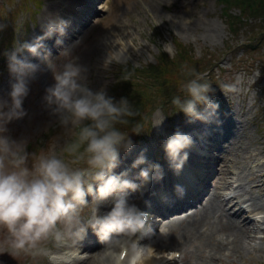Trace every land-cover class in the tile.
I'll return each mask as SVG.
<instances>
[{
    "label": "rangeland",
    "instance_id": "obj_1",
    "mask_svg": "<svg viewBox=\"0 0 264 264\" xmlns=\"http://www.w3.org/2000/svg\"><path fill=\"white\" fill-rule=\"evenodd\" d=\"M77 2L78 0H0V41L5 42L2 43L3 46H8L6 49L0 48V52L4 54L0 58L3 67V74H0V102L7 104L3 111L7 112L11 106L10 92L12 84L16 82L9 71L7 54L24 43L34 44L37 38L46 37L40 41L43 46L38 49L37 55L27 50L17 54L18 59L36 65L37 70L26 79L28 94L22 104L26 115L5 124L6 131L3 135L13 141H27V152L30 154H50L53 151L59 153L64 141L69 139V134L59 126L57 117L52 115L44 97L46 90L55 84V74L63 71L64 65L73 63L80 67L83 83L94 92L104 89L108 96L116 100L119 95L114 90L119 94L123 92L120 84L122 79L128 80L130 75H135L131 80L143 87L149 78L148 83L153 79L150 75H140L141 69L150 65L158 66L162 60L178 57L181 47L191 48L195 57L204 58L212 67V72L208 69V73L211 72L209 75H199L203 77L202 82L211 85L209 95L219 105L212 122L205 124L197 120L189 124L188 117L179 112L178 108L166 106L167 103L171 104L170 97L173 95H179L182 100L187 97L184 85L196 75H176L179 85L176 87L175 83L168 84L160 92V86L153 83L152 94L143 101L147 104L145 112H149L147 119L141 121L143 131L137 135L130 131L128 125L122 126L121 130L129 134L133 146L130 150H121L119 163L110 174L127 172L126 178L139 186L142 184L138 178L139 172L155 164L156 155L162 154V179L167 172L170 175L167 181L173 179L176 185H182L186 191L188 183L193 179V172L187 166L179 175L168 169V160L165 162L167 138L177 129L193 135L194 145L186 150L188 165H193L194 160L203 164L206 155L202 154V148L206 143H213L215 153L223 162L214 164L215 158L212 157L207 159V163L215 165V172L221 170L225 174L210 179L205 196H223L220 200L224 202V208L220 213L226 217L225 220H237L239 228L232 233L224 228L220 219H207L204 222L206 226L200 229V242L205 243L202 250L195 248L199 246V239L196 243H188L183 247L185 251L178 249L179 253L177 250L175 264H264V209L256 212L253 207V204L264 207V90L256 84L258 81L260 87L263 86L261 82L264 81V71L257 69L248 73L243 68L245 64L241 60L247 57L239 44L248 40L244 34V26L239 27L237 35L230 31L219 0H95V14L92 15L91 9H88L86 22L79 17L81 10L77 7ZM230 12L235 16L240 15L236 8ZM61 19L67 21L64 34L53 31L51 36H46L49 21ZM249 23L253 24L254 21L249 20ZM71 33L73 36L69 38ZM254 51L252 56L257 60L256 64H264V47ZM237 61L241 64L238 65ZM198 110L203 111V106H198ZM162 120V125L155 127ZM142 152L147 163L143 167L133 168L132 164ZM195 153L197 157H193ZM154 180L156 179L152 182ZM147 190L146 187L138 188L124 194L130 203L140 206V195L145 193L146 197ZM155 191L154 197H159L158 201L160 198L166 200L160 205L163 209L166 208L170 198L164 187H156ZM164 194L167 198L162 196ZM86 199L89 205L80 213L83 220L90 218L95 210L93 197L90 195ZM112 199L113 197H109L108 201L98 206V215L111 210ZM245 199L250 201L245 203ZM239 210L245 212L238 216L236 212ZM158 214L157 210L150 214L151 222L147 221V231L153 230V233L151 238L143 240L145 248L140 250L139 255L146 250L147 243L161 238L164 229L168 235H180L191 221V218L184 221L185 217H181L177 223L165 225ZM222 214L219 215L223 217ZM154 222L155 227L152 226ZM199 225H196L195 233ZM237 234H241L239 249L232 242ZM6 235V232L0 231V241L5 240ZM99 242L98 236L89 228L77 244L60 248L49 244L50 253L46 257L33 260L30 256L21 255L13 258L5 252L0 254V264H67L63 253L75 250H81L82 253L78 252V255L85 258L73 264H111L101 253L105 246L98 245ZM60 255L62 261L58 260ZM124 258L119 264H129V259L124 261ZM168 258L173 256L170 254Z\"/></svg>",
    "mask_w": 264,
    "mask_h": 264
},
{
    "label": "clouds",
    "instance_id": "obj_2",
    "mask_svg": "<svg viewBox=\"0 0 264 264\" xmlns=\"http://www.w3.org/2000/svg\"><path fill=\"white\" fill-rule=\"evenodd\" d=\"M66 26L67 21L62 19L50 20L46 36L53 31L63 35ZM44 38H37L34 44L24 43L7 54L9 71L16 82L12 84L7 112L3 111L6 102H0V231L7 234L0 241V254L36 260L49 255V244L57 248L77 244L91 228L105 246L101 253L106 261L116 264L126 253L129 264H139L137 257L143 247L133 237L144 228L147 213L130 203L124 193L162 179L163 171L158 164L142 169L139 186L126 178L127 172L110 174L119 163L121 150L133 146L129 134L118 127L127 126L129 118L137 115L126 98L116 102L104 89L94 92L82 82V69L68 63L55 74V84L44 97L59 126L69 134L59 153L30 154L27 141L17 142L3 135L5 124L26 115L22 108L28 94L26 79L37 70L36 65L18 59L17 54L27 50L37 55ZM202 81L203 77L196 75L184 85L187 97L182 100L177 95L172 99L189 124L197 120L212 122L219 108L209 95L211 85ZM198 106L204 110H198ZM142 131L137 125L132 133L139 135ZM193 145V135L180 129L167 138L165 152L176 175L183 170L189 158L186 150ZM146 163L142 152L132 167ZM175 190L179 195L184 193L180 185ZM90 195L95 210L83 220L80 213L89 205L86 197ZM109 197H113L111 210L98 215V206Z\"/></svg>",
    "mask_w": 264,
    "mask_h": 264
},
{
    "label": "bare ground",
    "instance_id": "obj_3",
    "mask_svg": "<svg viewBox=\"0 0 264 264\" xmlns=\"http://www.w3.org/2000/svg\"><path fill=\"white\" fill-rule=\"evenodd\" d=\"M93 1L94 0H78L77 7L80 8V10H81V13H80V16L79 17H82V18L83 17H87V15H88L87 14L88 5H92ZM213 147H214V144L213 143H206L204 145V147L202 148V150H203V153L202 154H207L208 153V154L214 155V158H215L214 159V164L216 162H223L222 158H219L218 154H216L217 152L215 153L216 148H213ZM129 160H130V158H129ZM167 160L168 159H166L165 162H167ZM168 166H169V161H168ZM186 166L188 168H190L192 170L193 174H194V179L190 183H188V185H187L188 186V189L186 190V193H183V195H179L173 189L172 194H174L175 196L172 197L169 194V196H170V202L167 203L168 206L163 209L162 207L156 205V206L153 207V212H154V210H157V213H160V214H158V217L159 218H162L164 220L163 222H164L165 225L175 224V223H177L178 221L181 220L180 219L181 217H185L184 218L185 219L184 221H186L187 218H191V221H190V223H188L185 226V230H183V232H182L183 234L176 235V233H173L171 235L170 234L168 235L167 230L164 229L161 232V238H159L157 240H154L151 243H147L146 244V247L147 248H146L145 251H143L142 256L141 257H139V256L137 257V258H140L138 260L139 261V264H175L177 261H175V259L169 260L168 257L165 255V253L167 251H169V253L177 252L178 249H180V250L183 249V247L186 246L188 243H191V242H194V241L196 243V240L197 239H199V243H198L199 246L198 247H195V248L197 250H199V249L202 250L201 247L204 246L205 243L204 242L203 243L200 242L201 241L200 239L202 238V234H200V229L202 227H204V225L206 226V224H204V222L207 219L208 220L212 219V220H217V221H219V219H220V221H222V225L224 226V228L227 229L228 231L232 232V233L237 232V230L239 228V223H238L237 220H235L233 218H227L225 220L226 217L222 213H220L222 211V208H224L222 206V204L224 202L222 203V201L220 200L221 197H223V196L217 195V194H213V195L211 194L210 196L207 195V197L205 196V198L201 199L202 196L204 195L205 191L208 190L209 183H210V179L212 177L216 176V175L217 176L224 175L225 174V171L222 172L221 170H219L218 172L217 171L215 172V170L213 169L214 165L213 164H210V163L208 165H204L202 163H193V165H188V163L186 162L183 168H186ZM168 169L169 170H172L170 167H168ZM169 176L170 175L167 174V172H166V176L164 177V179H160V180H157L156 179L152 183H150L148 186H146V188L148 189L146 191V197H145V193H143V194L140 195V197L142 198V200H145V201L148 200L149 201V204H152V201L156 200V198L154 197L156 195L155 188L157 187L158 189H162L165 186V181L167 180V178ZM199 186H201V188H199ZM219 186L220 185H218V187ZM150 190H152L153 192L150 191ZM164 191H165V187H164ZM152 193H153V195H152ZM169 193H170V191H169ZM218 194H221V193H218ZM200 200H202V201L199 202ZM249 201H250L249 199H245L244 200L245 203H247ZM253 207H254V211H256V210L259 211V209H264V207H262V205H261V207L260 206L257 207L255 204H253ZM226 209H227V207H226ZM218 212H219V214H222L223 217H221L218 214ZM243 212H245V211L239 210L238 212H236V214L239 216ZM198 224H200V225H199V227H197L196 233H195V227ZM178 226H180V225H178ZM182 227H184V226H182ZM175 229H176V227H175ZM212 230H213V232H215L214 229H212ZM170 231H172V230H170ZM243 231L246 232L244 229H243ZM209 234H213V233H209ZM240 236H241V234H237L235 236V239H234L235 241H232L233 243H235V247H237V249H239L238 247L240 246L239 244L241 243ZM224 238H222V239H224ZM204 240H206V238ZM226 245H227V243H226ZM233 247H234V245H233ZM191 249H193V248L191 247ZM180 250H178V252H180ZM234 250H236V249H234ZM207 252H209V251H207ZM72 254H73V252H72ZM196 255H198V254H196ZM75 256H78V255H75ZM68 259H71L72 262H75V260H76V258H74V257H71V258L68 257ZM77 260H80V259H77ZM127 260H128V256L126 254L124 261H127ZM193 260H194V258H193ZM121 262L122 261L120 259L119 261L116 262V264H119ZM191 263H192V261H191ZM67 264H71V263H67Z\"/></svg>",
    "mask_w": 264,
    "mask_h": 264
},
{
    "label": "trees",
    "instance_id": "obj_4",
    "mask_svg": "<svg viewBox=\"0 0 264 264\" xmlns=\"http://www.w3.org/2000/svg\"><path fill=\"white\" fill-rule=\"evenodd\" d=\"M219 1L222 4L225 22L230 31H232V33L236 32L237 35L238 31L240 30L239 27L241 28L242 26H244V29L246 30L244 34L246 35V38H248V42L242 41L239 44L241 47H243L241 49L244 55H246L247 57L245 60H241V62L245 64V67H243L244 70L248 73L256 71L257 69H261L264 71V64H256L257 60L255 61V58L252 56V53L255 52L254 49L256 51H259L262 47H264V0ZM233 8L239 10V16H235L232 14V12H230ZM249 20H253L254 23H249ZM250 40L252 41L249 42ZM2 43L5 42L0 41V48L3 49ZM179 54L180 55L174 59H170L167 61L162 60V63H160L158 66L150 65L141 69L140 75H150V77H152L153 79L151 83H148L150 80L149 78V80L143 85V87H141L139 85H136L134 81L131 80L135 77V75H130V79L121 80L120 84L123 87L118 85L119 87L123 88V92L121 94H119L116 89L114 90V93H117L119 95L118 99L115 100L116 102L120 101L121 98H126L133 106V109L137 112V115L134 118H129L130 122L128 126L129 128H131L130 131H133V129L137 125L142 127L141 121H145V119H147V117L149 116V112H145L147 104L143 101L152 94L151 85L153 83H156L160 86V92L168 84L171 85L172 83H175L176 87L179 85V79L176 77V75H183L184 77H188L189 75L206 76L212 72V67L210 66L209 62L204 58L195 57L194 51L191 48L181 47V49H179ZM209 59H212V57ZM237 64L240 65L241 63L237 61ZM208 69H210L211 72L208 73ZM1 70H3V67H0V72ZM175 91H177L176 88ZM174 96L177 95L171 96V104L167 103L166 106H174L172 104V99ZM141 97H144V99H141ZM141 114L145 118L139 117ZM118 127L122 128V126ZM147 134H149V132Z\"/></svg>",
    "mask_w": 264,
    "mask_h": 264
}]
</instances>
